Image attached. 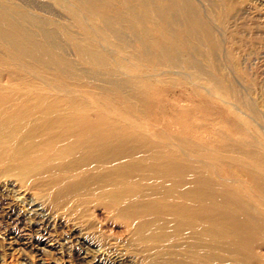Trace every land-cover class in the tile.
<instances>
[{"label": "bare ground", "instance_id": "bare-ground-1", "mask_svg": "<svg viewBox=\"0 0 264 264\" xmlns=\"http://www.w3.org/2000/svg\"><path fill=\"white\" fill-rule=\"evenodd\" d=\"M51 2L83 39L70 24L32 13L31 0H0L3 58L53 72L44 94L32 83L17 93L0 87V180H12L57 210L86 213V221L103 212L123 226L119 241L130 253L123 251L143 264H264V148L233 121L242 140L218 135L215 154H203L184 138L187 120L156 95L187 86L220 100L194 78L217 88L201 62L216 47L198 7L202 0ZM67 51L86 68L69 61ZM59 79L82 82L71 86L85 89L94 105L76 100ZM155 114L157 124L175 130L159 132L147 123L138 133L131 129ZM32 202L25 211L37 212Z\"/></svg>", "mask_w": 264, "mask_h": 264}, {"label": "rangeland", "instance_id": "rangeland-1", "mask_svg": "<svg viewBox=\"0 0 264 264\" xmlns=\"http://www.w3.org/2000/svg\"><path fill=\"white\" fill-rule=\"evenodd\" d=\"M12 1L17 3L19 0ZM31 1L33 2L31 7H34V11L32 13L37 16L48 18H53L54 16L59 21L70 24L72 26V32L74 36L79 39L82 38V33L75 25V22L70 20V18L61 11V9L54 6L51 0ZM225 1V5L218 4V6L217 4H212L210 2L206 3L207 1L205 2L204 0H202L201 3L198 2V7H200V10H202V15L208 19L213 28L211 37L216 43L213 56L203 57L201 62L207 68L209 75L216 80L217 88L210 86L205 78L197 77L196 75L192 74L194 75L196 81L201 80L198 85L202 86V88H205L208 91H214L215 96L217 95L220 100L218 101L217 99H211V97L209 98L205 91L202 90L200 92L199 90V92H197L198 90H193L192 88L190 89V87L187 86H177L174 87V89H167L169 93L167 90L165 93H161L160 91L156 90V95L161 98L164 103L169 102V104L174 105L175 108L180 112V117L187 120V135H184L185 140L187 142L190 140L191 142L189 143H192L191 145L194 146V148L201 150V152L203 154L206 153V155L215 154L213 153L215 152L213 149L215 147L217 148V141L219 140L224 139L228 142L229 139L231 142L235 141L234 143H238L240 140H242V137H244L242 136L243 134L236 132L231 128L233 127V121L244 125V134L250 136L247 137L255 142V146L258 149L264 148V0ZM210 5H212L214 9H212ZM35 6L36 8L39 7L41 10L36 9ZM209 12L211 14H209ZM2 52L3 49H0V87H7L8 85L6 89L13 92L16 91L15 93H17L20 88L26 87L25 85L32 83L35 84V88L44 94L42 90L47 89L45 86L47 84L46 80L48 79L47 82L50 83L53 82L49 78L53 75L51 74L53 72L49 70L30 68L27 63H25V60H21L20 58L16 57V60L13 58L14 61H12L18 66H16V64L12 65V62H7L6 59L3 58L5 54ZM66 57L80 69L86 68L81 63V61L77 59L73 52L67 51ZM204 59L205 61L208 60V62H204ZM6 63L9 64L6 66ZM25 71L27 72L25 73ZM39 77L41 78L39 79ZM24 81L26 84H24ZM59 82L66 84L69 89H72L73 91L71 94H78L75 98L76 100H91V103H86L94 105L95 102L93 99L84 97V91H86L85 89L78 87L74 88L71 86H81L83 85L82 82H69L68 80L62 79H59ZM17 88L18 90H16ZM61 95L63 94L61 93ZM166 96H168L170 100ZM192 96H194L195 99H193ZM99 97L100 96H97V98ZM197 100L199 102H197ZM211 101L212 103H210ZM224 103H230V106L232 107V110H230L232 113L230 115L228 114V109L230 106ZM201 110H203V112L208 110L204 112L207 114V116ZM184 111H189L188 115L185 117L183 116V113L185 114ZM190 114L192 115L190 116ZM222 114L223 116L220 118ZM255 116L257 117L255 118ZM150 117H147V122H143L141 125L139 124L141 128L134 126L131 127V129L134 128L133 131L136 133L139 132L138 130L143 128L145 130L148 127H150V129L153 127L159 132L160 129L163 128L161 130H164L166 133L173 129V127L169 128L165 126V123H156L157 119H161L160 115L155 114ZM150 120L152 122H150ZM224 121L227 122L224 123ZM121 122L125 125V121ZM145 123L149 124L150 126L146 128ZM127 124L128 123H126V126ZM227 126L229 127L227 128ZM204 127L206 131L204 130ZM193 130H196V134ZM212 131L213 133H211ZM218 135L220 136L218 137ZM209 144L213 145L209 146ZM203 147H206V149ZM208 164L209 163H207V165ZM197 165L199 166V164ZM203 165L200 166L204 168L207 167L206 163H203ZM0 187V193L2 194H0V264L142 263L139 257L128 254L130 252L125 250L126 248L120 243L119 238L121 235L120 233L122 232L121 230H123V226L114 220L105 218L108 216H103V214H101L103 212L97 211L94 214H88L91 216V218L86 221V213L81 216L74 215L71 212L66 213L62 210H57L53 208L51 204L46 201V199L20 189L21 187H19L12 180H0ZM18 190L21 193L18 192ZM7 194L10 195L8 196ZM30 201H33L32 204L36 206L37 212L32 213L29 210L25 211L28 209L27 205L31 203ZM17 214H19V216ZM23 215L25 217H23ZM37 215L39 216L37 217ZM31 216L32 218H30ZM133 259L136 262L133 261Z\"/></svg>", "mask_w": 264, "mask_h": 264}]
</instances>
